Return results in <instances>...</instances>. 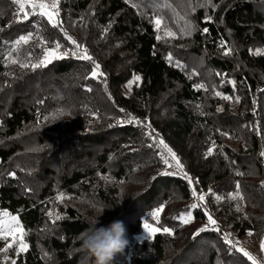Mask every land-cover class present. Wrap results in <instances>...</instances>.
<instances>
[{
	"label": "trees",
	"instance_id": "obj_1",
	"mask_svg": "<svg viewBox=\"0 0 264 264\" xmlns=\"http://www.w3.org/2000/svg\"><path fill=\"white\" fill-rule=\"evenodd\" d=\"M32 12L0 0V212L19 217L28 245L19 255L0 251V264H93L75 237L99 205L111 209L97 227L120 220L126 228L113 264H252L213 228L194 237L207 220L203 206L189 224L176 217L195 188L237 236L264 228V0H58L56 27ZM65 33L103 76L92 78L93 63L71 53L31 67L57 42L76 51ZM129 114L143 123L125 121ZM160 139L192 185L159 175ZM50 184L71 198H44ZM235 190L243 212L231 200L215 203ZM160 205L156 224L173 235L138 241L142 219L152 222Z\"/></svg>",
	"mask_w": 264,
	"mask_h": 264
},
{
	"label": "snow or ice",
	"instance_id": "obj_2",
	"mask_svg": "<svg viewBox=\"0 0 264 264\" xmlns=\"http://www.w3.org/2000/svg\"><path fill=\"white\" fill-rule=\"evenodd\" d=\"M15 3L19 4L20 10L24 11L25 6L28 5L32 8L33 15H40V16H44L47 17L49 23H51L54 27L59 26L60 22L58 21L57 17L59 15L58 12V0H54L53 3L48 4V3H44V2H38V0H14ZM38 10V11H37ZM29 13L24 12V19L28 18ZM155 25L156 28L159 30V27L161 25V20L160 19H156L155 20ZM205 32H207V29H204ZM167 36H173L174 34L172 32H167L166 33ZM66 38L71 41V43L73 45L76 46V51H72L71 55L75 56L78 59L81 60H85V61H91L94 65L93 71L91 72V77L92 78H97L99 76H103L104 73H102L100 71V65L98 63L95 62V60L93 59V57L88 54V51L86 48H84L83 46L77 44V42L72 39L71 36H68L67 33H65ZM31 38V34H29L28 36H21L17 41H16V45L19 46L22 42L23 43H27L28 40ZM160 36H157V39H160ZM61 48V45L59 44V42H57L55 44V48L52 50H46V54L44 56V58L42 60H40L38 63H34L31 64V67L33 69L37 68V67H41V66H46L48 63L51 62L52 59H59V58H64L66 56L69 55V51H64V52H60L59 49ZM227 54V53H226ZM169 59H171L169 57ZM11 63H16V60H11ZM21 67H29L28 64H21ZM141 79L140 76H135L134 77V81H139ZM106 86V85H105ZM198 88H203V85H198ZM90 90V89H89ZM217 96L221 95L219 92L216 93ZM224 99H230V97H223ZM237 102H238V98H237ZM121 111H124L123 109H121ZM130 115V114H129ZM124 121H118V123H123ZM129 123L135 122L136 124L140 125L143 122L140 121L139 119H137L136 117H133L130 115V119L128 120ZM146 127L151 128V125L148 124L146 125ZM153 131H155L153 129ZM148 135H151V133H148ZM149 147H152V145H148ZM158 146H162L164 150H166V152L168 153V156L171 157V161H173L174 163H170L168 157L164 156L163 153H161V160L162 162L168 167V168H172L175 167L176 171H163L161 173H159V175H163V176H176V175H181L183 179L187 180L189 185H192L193 183V178L190 177L186 172L183 171V164L180 162L179 157L177 156V154L172 150V148H170L163 139L159 140V144ZM212 154V149L210 148L208 150L207 155H211ZM261 155H264V153H261ZM11 175H14V173H12ZM103 179H107L106 177H102ZM198 183V181H197ZM237 189H239V184L237 183ZM211 191V190H209ZM192 195L193 197H195L198 201H204L205 200V195L200 194L197 195V191L195 188L192 189ZM239 192H237L234 196H232V199H235L237 196H239ZM65 198H71V197H65V195L63 193L58 194V196L56 197L57 200H63ZM242 199V197H240ZM217 199H221V197H217ZM198 207V205L196 203H193L192 205H190V208L194 209ZM164 205H160L159 207H157L155 210H153L150 213V216L152 217V219L154 221H156L157 223L159 222V217L161 212L163 211ZM237 210L239 211L240 209L237 208ZM207 215V219H208V224L199 228L196 233H194V237L199 235L201 232L207 231L209 230V225L213 226V230L215 231H219V227L217 226V221L213 219V217L208 214L207 212L205 213ZM49 216H52L53 213L49 212L48 213ZM177 219L180 220V222L184 225L189 224L192 220V214L191 211H188L187 213L182 212L178 217H176ZM55 219L59 220L62 219L61 216L56 215ZM144 230L146 231V233L148 234L149 238L154 237L157 233H160L161 231L165 234L168 235H173V231L170 228L164 227L161 229V227H157L154 226L151 223H148L147 221L144 222L143 225ZM249 235H252L251 232L248 233ZM26 235L23 226L20 224L19 221V217L18 216H13L10 213H8L7 211H2L0 212V239L3 240H7L9 236L12 237V241L13 243H16L18 241L17 244V255H19V253L21 252H25L28 249V245L27 243L24 242V236ZM224 240L229 243L232 244V247H236L235 244L232 243L231 240H229V234H224ZM12 247V243L7 244V246L4 249H0V251H4L7 252L9 248ZM261 248L264 249V241L261 242ZM237 251L242 252L244 256H246L249 260L252 261V264H257L255 257H253L249 252L245 251L243 248H238ZM7 259V257H6ZM12 264H16V262L13 260Z\"/></svg>",
	"mask_w": 264,
	"mask_h": 264
},
{
	"label": "rangeland",
	"instance_id": "obj_3",
	"mask_svg": "<svg viewBox=\"0 0 264 264\" xmlns=\"http://www.w3.org/2000/svg\"><path fill=\"white\" fill-rule=\"evenodd\" d=\"M38 2H44V3H48L51 4L54 2V0H38ZM38 11V10H37ZM47 18V17H46ZM156 20V19H155ZM154 20V22H155ZM162 25V24H161ZM161 25L159 28H161ZM156 26V25H155ZM55 46L51 47L48 50H52L54 49ZM59 51L61 52V49H59ZM69 51V50H68ZM69 53H71V51H69ZM227 97V96H225ZM226 101L228 102V104L230 106H232L233 108H235V104L234 101L230 98V99H226ZM95 122H92V124H94ZM225 143L227 145H229L231 148L236 149V143L231 142L226 140ZM161 148V147H160ZM166 157H168L170 163H174L173 161H171V157L168 156V153L166 152ZM164 170L167 171H176L175 167L172 168H168L165 164H164ZM264 184V182H263ZM237 192V190L235 191H230L226 197H221V196H215L214 195V201L217 205H221L224 204L226 201L231 200L234 203L235 208H239L240 211H244L245 209V203L243 201V199H241L240 197L241 194L239 192V196H237L235 199H232L231 197L234 196ZM61 193V190L59 188H57L54 184H50L44 191L43 193V197L44 198H49L52 200H57L56 197L58 196V194ZM217 197H221V199H217ZM193 203H196L198 206H203V208L205 209V211L210 214L214 220L217 221V226L219 227V232L221 233L222 236H224V234H229V240L232 241L233 244L236 245L237 248H243L245 251L249 252L253 257H255L257 264H264V249L261 248V242L264 241V228L262 229L260 234H255V232L253 231L252 228L247 229L244 233L243 236H237L236 234V230L231 229L230 225L226 224L224 221H220L221 219L219 218V215L214 213L211 208L208 206V204L206 203V199L204 201H198L195 197L192 198L191 203L188 205L187 208H185L182 212L187 213L188 211H191L192 217H193V211L194 209L190 208V205H192ZM155 210V209H154ZM152 212V211H151ZM181 212V213H182ZM180 213V214H181ZM179 214V215H180ZM178 215V216H179ZM16 216V215H13ZM177 216V217H178ZM207 216V215H206ZM151 217V216H150ZM241 217H245V215L242 213ZM152 218V217H151ZM179 220V219H178ZM147 221L148 223L153 224L154 226L159 227L156 224V221H148L146 219H142V230L141 232L135 236V238L138 241H141L143 239H150L148 234L146 233V231L143 228L144 222ZM180 221V220H179ZM21 224V222H20ZM208 224V219L205 222V225ZM22 225V224H21ZM209 228H213V226L209 225ZM24 229V228H23ZM162 229V228H161ZM25 231V230H24ZM251 232L252 235H249L248 233ZM26 233V232H25ZM24 242L25 241V236H24ZM12 243V246L17 248V244L18 241L16 243H13L12 241V237L9 236L7 239V244ZM43 251V250H42ZM44 255V252H42Z\"/></svg>",
	"mask_w": 264,
	"mask_h": 264
},
{
	"label": "clouds",
	"instance_id": "obj_4",
	"mask_svg": "<svg viewBox=\"0 0 264 264\" xmlns=\"http://www.w3.org/2000/svg\"><path fill=\"white\" fill-rule=\"evenodd\" d=\"M106 209L111 207L95 206L98 215L89 221L88 228L75 237L81 249L92 258L93 264H113L115 257L122 254L128 244L122 221L114 220L107 226L97 227Z\"/></svg>",
	"mask_w": 264,
	"mask_h": 264
},
{
	"label": "built area",
	"instance_id": "obj_5",
	"mask_svg": "<svg viewBox=\"0 0 264 264\" xmlns=\"http://www.w3.org/2000/svg\"><path fill=\"white\" fill-rule=\"evenodd\" d=\"M124 120H125V121H128L127 118H124ZM146 133H148V131H147ZM160 147H161V146H159V152H160V155H161V153H163V155L166 156V150H164L163 147H161V148H160Z\"/></svg>",
	"mask_w": 264,
	"mask_h": 264
}]
</instances>
